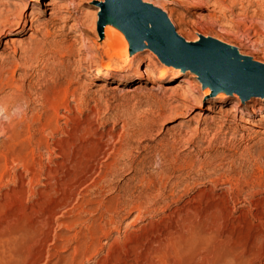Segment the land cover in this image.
I'll list each match as a JSON object with an SVG mask.
<instances>
[{
    "label": "rangeland",
    "instance_id": "obj_1",
    "mask_svg": "<svg viewBox=\"0 0 264 264\" xmlns=\"http://www.w3.org/2000/svg\"><path fill=\"white\" fill-rule=\"evenodd\" d=\"M162 1L157 8L139 0L137 8L174 48L136 46L128 35L140 51L130 56L128 44L126 62L99 48L106 0L0 3V97L14 96L10 82L20 95L12 123L26 112L42 125L47 93L66 100L55 130L44 126L42 142L32 143L28 169H0V264H264V178L255 181L264 177V85L216 94L219 82L199 70L219 54L264 79V1ZM133 32L155 36L150 23ZM104 62L138 67L95 78ZM158 66L170 79L154 83L141 71ZM221 95L228 99H215ZM88 140L96 154L74 186Z\"/></svg>",
    "mask_w": 264,
    "mask_h": 264
},
{
    "label": "bare ground",
    "instance_id": "obj_2",
    "mask_svg": "<svg viewBox=\"0 0 264 264\" xmlns=\"http://www.w3.org/2000/svg\"><path fill=\"white\" fill-rule=\"evenodd\" d=\"M8 0H0V3L3 5V4H6ZM54 1V0H53ZM144 2H147V3H151L153 5V7H157V8H162L163 7V1L162 0H142ZM242 0H240L241 2ZM261 1V0H260ZM264 1V0H263ZM143 2V3H144ZM235 4V3H234ZM53 15V14H52ZM20 16V15H18ZM54 17V15L52 16ZM104 17H107L105 19H103V24L102 26L100 27L101 29V35H102V38L104 39L103 40V44L99 47L102 52H104L105 56H107L109 59H112V58H119V59H122L123 61L126 62V54H127V45L129 44V54L130 56L133 55L134 53L136 52H139L140 50H131L130 49V44H132V40L130 41V38L128 37V34L126 33V31L120 26V24L115 20L114 17L110 16V15H107V16H104ZM108 17H111V18H108ZM18 18V17H17ZM52 19V18H51ZM56 19V18H54ZM169 21L171 24H175V20L172 18V17H169ZM168 21V22H169ZM7 22V21H6ZM8 22H9V19H8ZM7 22V24H8ZM14 22L17 23V21H13L12 23H9L10 25L13 24ZM20 22V21H19ZM53 23V21L51 22ZM169 23V24H170ZM72 26L76 27V24H71ZM74 29V28H73ZM178 36L182 37V34L180 32H178ZM146 40V39H144ZM148 42V40H146ZM204 42L203 43H200V44H205L206 41L203 40ZM134 44V43H133ZM149 45H151L149 43ZM226 46H228V48L230 49H233V51L235 50V47L234 48H231L232 46H229L227 44H225ZM70 48V47H69ZM71 57V56H70ZM238 57H244V56H241L239 55ZM107 58V59H108ZM47 62V61H46ZM80 62V61H79ZM112 62V60H111ZM137 62V61H136ZM105 63V62H104ZM114 65V64H113ZM136 65H139L138 62ZM138 67V66H135V64H129L127 66H124L123 68H121L122 70H119V69H116L115 66H111V64H109V62H107V64L105 63L104 65V68L103 69H99V70H96L95 71V75L94 77L95 78H102V79H108L110 78V76L113 74V75H130V74H133L135 72V69ZM166 67L164 66H158V69H157V73L154 74L153 70L149 67H143L141 68V71L142 73L146 74L147 76L150 77V80L154 81V83L157 82V80L159 79H170L168 78L167 76V73L168 71H166ZM118 70L120 72H118ZM178 71V70H176ZM12 73V72H11ZM120 73V74H118ZM173 74H175V76L179 75L178 72H173ZM155 75V77H154ZM4 80V79H3ZM7 83L9 84L8 80H6ZM12 82H10V89L12 90V94L14 96H10L8 97L7 95H5L6 97H3L1 96L0 97V113L3 115V116H7L9 121L7 123L5 122H2L0 123V169L3 170V171H6V170H9V169H13L14 166H18V165H21V166H26V160H27V157L29 155H32L34 153V148L39 145L41 142H42V137H41V133L43 131V129L45 127H49V128H52L53 127V122H55L58 118L56 117V115L54 116L55 113H57V109H58V106H60L63 102V99L65 95H59L58 93H54L53 94V91H52V96L49 97V95H47L46 93V96H45V104L44 106H46V111H45V114H44V117H43V124L41 125L40 123V119L35 121V118L34 119H31V117H27L26 116V112L23 114L22 116V119H19V121H17L16 123H12V120H11V114L13 113L11 111V114H10V110H11V107L14 106V107H17L16 105H18L17 101H18V98H20V95L17 93V90L19 89L18 86H16L15 84L12 85L11 84ZM7 84V85H8ZM1 88V87H0ZM63 88V87H62ZM67 88V87H66ZM185 88V92L187 94H191L192 90H190V88L188 86H184ZM48 90V87L46 88ZM50 89V88H49ZM61 89V87H60ZM69 88H67L65 90V93L66 91L68 90ZM21 90V89H20ZM62 90V89H61ZM64 91V90H63ZM204 91H208L210 93V87L208 85H205L204 86ZM22 92V90H21ZM20 92V93H21ZM69 92V91H68ZM67 92V93H68ZM218 93H229L228 91H226V89L224 87H221L218 91H216ZM60 94L62 93L61 91L59 92ZM43 94V93H42ZM56 94V95H55ZM71 94V93H70ZM230 94H233L230 92ZM43 96V99H44V95ZM227 95H221V96H218L217 99L218 101L219 100H225V99H228L226 97ZM186 97V96H184ZM261 97H264V96H261ZM21 98H22V94H21ZM24 98V97H23ZM22 98V99H23ZM21 99V100H22ZM67 99V97H66ZM72 99V98H71ZM75 99V98H74ZM98 100V99H97ZM66 101V100H65ZM202 101V100H201ZM200 101V102H201ZM17 103V104H16ZM43 103V102H42ZM43 103V104H44ZM67 103V102H66ZM66 103H64L66 105ZM77 104V102H76ZM201 104V103H200ZM197 105L195 107H201L202 109H206V106H201V105ZM68 105V104H67ZM41 106V105H40ZM64 107V105H62ZM18 108V107H17ZM25 108V106H24ZM15 109V108H14ZM16 110V109H15ZM68 111V110H67ZM15 112V111H14ZM19 112V111H18ZM15 114V113H14ZM1 115V116H2ZM17 115V113H16ZM13 116V114H12ZM15 116V115H14ZM20 116V117H21ZM6 117V118H7ZM40 117V116H39ZM42 118V117H41ZM54 118H57L56 120ZM65 118V116H64ZM18 119V117H17ZM55 120V121H54ZM40 122V123H39ZM5 123V124H4ZM57 123V121H56ZM226 123V122H224ZM40 124V126H39ZM58 125V124H56ZM55 125V127H56ZM224 125V124H223ZM45 126V127H44ZM59 126V125H58ZM54 127V128H55ZM53 129V128H52ZM58 129V128H57ZM55 130V129H53ZM84 131V130H83ZM83 134V133H82ZM91 137V136H90ZM78 142V141H77ZM32 143H34L35 147L33 148L32 147ZM66 143V142H65ZM91 140H88L86 141L85 143H81L80 145V148H79V151L77 153V155L79 154V158H77L78 160L76 161L75 163V170L77 172H79L78 174H75L76 175V181L74 182V186H77L79 184H81L82 182H84L83 180L86 178L84 175H82V167H83V163L85 161H88V159H90L93 155H92V152L93 150L91 149L92 147L94 148L95 145H91ZM94 143V142H92ZM47 144V143H45ZM49 144V143H48ZM51 144V143H50ZM95 144V143H94ZM98 145V144H96ZM38 147V146H37ZM36 147V148H37ZM56 147V146H54ZM53 148V146H52ZM57 149V148H55ZM264 149V148H263ZM50 150V149H48ZM53 150V149H52ZM52 150L50 152H52ZM63 150V149H62ZM64 151V150H63ZM38 152V151H37ZM65 153V152H64ZM94 153V152H93ZM63 154V153H62ZM260 156H262L264 158V151H260L259 152ZM59 156V155H58ZM75 157H77L75 155ZM92 159V158H91ZM36 160V159H35ZM85 160V161H84ZM30 162V161H29ZM90 162V161H89ZM40 163V162H39ZM111 164V163H110ZM109 164V165H110ZM30 165V164H28ZM27 165V166H28ZM33 165V164H32ZM31 165V166H32ZM108 165V164H107ZM106 165V166H107ZM108 167H112L111 165L108 166ZM91 168V167H90ZM114 168V166L112 167ZM111 168V169H112ZM11 169V170H12ZM25 169H28V168H25ZM24 169V170H25ZM93 169V168H92ZM109 169V168H108ZM34 170V169H33ZM32 170V171H33ZM36 170V169H35ZM89 171V170H88ZM116 172V171H114ZM31 173V172H30ZM108 173V172H107ZM110 173V171H109ZM263 173V172H262ZM34 174H35V171H34ZM48 174V173H47ZM106 174V173H105ZM50 175V173H49ZM108 175V174H107ZM14 176V175H13ZM32 176V175H31ZM34 176V175H33ZM35 177V176H34ZM33 177V178H34ZM254 177V176H253ZM237 178V177H236ZM263 175L261 176H258L256 178L255 181H257L256 184L260 183L261 182V179L263 180ZM36 179V178H35ZM253 179V178H252ZM235 180V179H234ZM246 180V179H245ZM2 181V180H1ZM35 181V180H34ZM237 182V181H236ZM247 182V181H246ZM28 183V182H27ZM234 183V182H233ZM253 184V183H252ZM32 185V184H31ZM263 185V184H262ZM22 186V185H21ZM234 186V184H233ZM236 186V185H235ZM234 186V187H235ZM258 187V186H256ZM254 188V187H253ZM20 192H18L19 194ZM86 202H90V200H86ZM87 209V208H86ZM264 209V208H263ZM39 221V220H38ZM77 247V246H76ZM85 248V247H84ZM191 248V247H190ZM89 249V248H88ZM87 249V250H88ZM76 252V251H75Z\"/></svg>",
    "mask_w": 264,
    "mask_h": 264
},
{
    "label": "water",
    "instance_id": "obj_3",
    "mask_svg": "<svg viewBox=\"0 0 264 264\" xmlns=\"http://www.w3.org/2000/svg\"><path fill=\"white\" fill-rule=\"evenodd\" d=\"M106 1L107 3L104 8L103 17L107 15L113 16L126 33L133 37V42L136 46H141L142 41L146 39L151 45L157 43L160 50L164 52L174 48L170 45L167 34L162 31L157 20L137 8L139 0ZM111 4L116 5L119 10L114 8V11ZM157 12L159 13L163 23L168 24L165 14L160 10H157ZM149 23L152 25V32L155 35L154 37L143 34L136 35L135 32H133L135 30L142 33ZM170 34L171 36L173 35L174 37L179 38L173 31H171ZM220 44L223 48L231 51L233 55H236L235 50L233 51V49L228 48V46L223 43ZM175 51L179 50L175 47ZM200 55L201 54H198L197 56ZM205 56H207V54ZM218 57L220 58L219 54H217L216 58L209 56L206 58L205 63H202L203 66L199 64V70L203 77H209L210 79L219 82L215 83V91H218L221 87H224L225 89L226 87H229L243 94L247 89H254L256 87L258 88V86L260 87L264 85V79H262L263 77L256 75L255 73H248L243 69H236L232 66L228 57L227 59H218ZM220 79L221 82L218 81ZM259 94L260 96H264V90L260 91Z\"/></svg>",
    "mask_w": 264,
    "mask_h": 264
}]
</instances>
